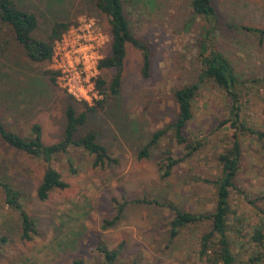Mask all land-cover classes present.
Segmentation results:
<instances>
[{"label":"rangeland","instance_id":"1","mask_svg":"<svg viewBox=\"0 0 264 264\" xmlns=\"http://www.w3.org/2000/svg\"><path fill=\"white\" fill-rule=\"evenodd\" d=\"M17 6L36 15V39H46L55 22L70 23L62 36L74 43L84 35L99 41L95 80L101 77L108 87L114 69L100 71L98 63L110 55L111 37L107 18L96 10L94 0H14ZM135 37L149 49L148 77H143V55L127 45L119 91L105 95L104 103L93 102L87 118L77 132L97 134L98 142L116 161L112 166L93 168L91 158L81 150H70L75 172H69L66 156L52 161V167L67 184L52 191L45 201L37 197L45 165L37 158L14 150L0 141V181L10 183L21 193L24 209L35 221L36 233L20 240L19 218L3 202L0 189V238L8 244L0 247V264H100L95 247L98 238L112 249L122 248L120 260L126 264H206L198 257V242L207 224L182 231L170 242L168 211L152 206L129 207L112 227L105 221L116 215L113 200L159 198L171 201L183 211H211L214 190L205 179L218 176V155L229 147L234 130L219 128L227 117L226 98L211 82H205L193 101L194 120L187 128L190 141L202 147L181 164L168 179L162 180L157 163L170 151L182 155L169 125L176 119L174 92L197 82L201 68L197 55L202 21L194 18L190 0H122ZM220 16L217 49L230 61L237 76L245 81L240 88L246 100L243 116L247 124L264 132V43L257 34L238 27L264 28V0H212ZM90 25L89 34L87 27ZM229 28H228V27ZM203 27V26H202ZM62 39V40H63ZM61 40V41H62ZM0 117L8 128L23 133L31 125L42 129L45 144L62 140L65 108L72 103L76 112L85 104L74 99L58 84L51 85L45 73L55 71L53 59L34 63L15 43L8 27L0 24ZM262 80V82H260ZM255 81V82H252ZM259 81V82H256ZM21 112L13 117L7 106ZM158 131L165 134L152 148L148 159L138 152ZM241 157L236 189L230 198V226L239 231L236 249L246 252L247 239L255 226L264 222V140L239 134ZM240 219V221L236 219Z\"/></svg>","mask_w":264,"mask_h":264},{"label":"trees","instance_id":"2","mask_svg":"<svg viewBox=\"0 0 264 264\" xmlns=\"http://www.w3.org/2000/svg\"><path fill=\"white\" fill-rule=\"evenodd\" d=\"M144 1L152 5L155 4V0ZM189 3L192 16L202 21L197 46L201 72L196 83L174 92L177 115L176 119L169 125V129L176 146L182 148V155L175 156L172 152L167 151L157 163V166L160 178L162 180L168 179L176 168L192 159L202 147L201 142L190 141L186 132L189 124L195 118L193 101L204 83L211 82L222 91L226 98L227 117L219 123V128L234 130L229 147L221 152L216 159L218 164L217 178L214 180L205 179L206 184L214 190V208L211 211L190 212L181 210L171 201L160 200L159 198L123 199L122 201L114 199L116 215L112 221L104 222L103 229L112 227L122 218L129 207L136 205L152 206L166 210L171 215L168 221L170 242L190 226L208 225V230L200 235L198 242V257L204 263L264 264V222L253 228L247 239L249 247L246 252L242 253L236 249V238L241 233L233 231L230 226V217L233 215L230 209V198L237 191L236 178L241 157L238 135L244 133L255 136L261 141L264 140V132L247 124L243 116V107L246 100L242 98L240 91V88L246 82L237 76L230 61L216 48L217 28L221 24L220 16L212 0H190ZM94 6L107 18L111 37L110 55L99 61L98 69L100 71L105 69L116 71L108 87L106 82L98 77L96 88L105 95V87L110 95H115L118 93L122 82L126 46L130 45L142 52V75L145 78L149 75L150 52L147 45L136 38L132 32L122 0H94ZM0 24L9 28L15 43L22 47L27 59L34 63L48 62L52 59L55 43L61 40L70 26V23L55 22L51 26L46 39H36L34 37V33L38 29L36 15L20 9L14 0H0ZM240 29L257 34L258 42L260 44L264 43V28L255 29L239 26L238 30ZM8 47L9 43L5 41V48L0 49V52H5ZM0 73L4 72L0 70ZM45 75L50 84L55 86L56 73L47 71ZM68 98L71 102H74L73 97L69 95ZM104 100L98 101L97 105L103 104ZM84 104L86 111L80 113L76 112L72 103L66 106L64 112L66 124L64 125L63 138L59 142L51 144L44 143L42 129L37 123L20 133L8 128L6 122L11 117L6 119L5 123L0 117V141L14 150L39 159L45 165L44 174L37 188V197L40 201H45L49 194L56 189L67 188L61 174L51 165L54 158L67 157L70 150H81L91 158L93 168H105L116 163L108 150L98 142L95 132H88L82 136L77 135L78 129L86 122L87 112L95 110L94 107H88L86 103ZM17 108L18 106H7L6 111L12 112L11 116L18 117L21 111ZM164 134V131L156 132L138 152L137 158L139 160L148 159L152 148L159 143ZM66 161L69 172H75L72 160L67 157ZM0 189L4 205L18 214L20 240H29L36 233V224L22 205L21 193L10 183L3 181H0ZM236 220L240 221L238 218ZM5 244H8V240L1 237L0 247ZM95 250L99 255L100 264H126L120 260L122 248H110L102 237L98 238ZM72 264H85V262L82 259H74Z\"/></svg>","mask_w":264,"mask_h":264},{"label":"built area","instance_id":"3","mask_svg":"<svg viewBox=\"0 0 264 264\" xmlns=\"http://www.w3.org/2000/svg\"><path fill=\"white\" fill-rule=\"evenodd\" d=\"M89 28L90 25L86 29L87 34ZM61 40L55 43L52 57L56 65V84L73 99L87 105L97 102L101 98L95 80L98 39L84 35L74 43H69L66 37Z\"/></svg>","mask_w":264,"mask_h":264}]
</instances>
